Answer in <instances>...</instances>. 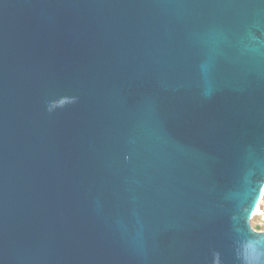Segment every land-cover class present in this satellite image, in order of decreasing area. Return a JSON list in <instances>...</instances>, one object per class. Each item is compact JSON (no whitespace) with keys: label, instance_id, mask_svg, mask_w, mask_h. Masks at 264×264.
Listing matches in <instances>:
<instances>
[{"label":"water","instance_id":"obj_1","mask_svg":"<svg viewBox=\"0 0 264 264\" xmlns=\"http://www.w3.org/2000/svg\"><path fill=\"white\" fill-rule=\"evenodd\" d=\"M264 0H0V264H264Z\"/></svg>","mask_w":264,"mask_h":264},{"label":"rangeland","instance_id":"obj_2","mask_svg":"<svg viewBox=\"0 0 264 264\" xmlns=\"http://www.w3.org/2000/svg\"><path fill=\"white\" fill-rule=\"evenodd\" d=\"M261 206L264 209V200L261 203ZM251 226L253 229L257 230V231H263L264 230V216H254L251 219Z\"/></svg>","mask_w":264,"mask_h":264},{"label":"bare ground","instance_id":"obj_3","mask_svg":"<svg viewBox=\"0 0 264 264\" xmlns=\"http://www.w3.org/2000/svg\"><path fill=\"white\" fill-rule=\"evenodd\" d=\"M262 198H264V187L262 188V192H261V198H260V200L262 199ZM260 201H259V203L257 204V207H256V210H257V212L255 211V214H257V213H259V212H261V208H260ZM255 214H253V216H252V218L254 217V216H256Z\"/></svg>","mask_w":264,"mask_h":264},{"label":"built area","instance_id":"obj_4","mask_svg":"<svg viewBox=\"0 0 264 264\" xmlns=\"http://www.w3.org/2000/svg\"><path fill=\"white\" fill-rule=\"evenodd\" d=\"M264 200V198H262L261 200H260V204L262 203V201ZM260 210H261V212H259V213H257V214H255V215H257V216H264V209H263V207L260 205ZM256 212H257V210H256Z\"/></svg>","mask_w":264,"mask_h":264}]
</instances>
